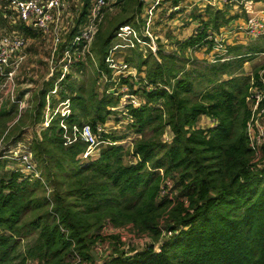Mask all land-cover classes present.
I'll list each match as a JSON object with an SVG mask.
<instances>
[{"label":"trees","instance_id":"1","mask_svg":"<svg viewBox=\"0 0 264 264\" xmlns=\"http://www.w3.org/2000/svg\"><path fill=\"white\" fill-rule=\"evenodd\" d=\"M91 1L84 0L78 26L60 54L85 22ZM116 1L118 11L104 9L90 53L72 64L55 94L61 71L34 90L19 119L15 103L0 110V140L7 130L6 141H16L33 128L30 148L43 178L26 177L16 168L5 171L9 159L0 158V264H72L75 252L85 264H264V167L253 162L246 134L252 76L244 67L264 52V40L246 48L229 45L232 59L206 65L195 78L184 54H167L159 46L158 60L153 52L136 50L127 60L142 79L123 77L120 83L144 103L129 107L133 122L124 133L101 136L110 144L96 157L83 158L87 143L82 140L65 146L60 114L43 126L48 95L52 106L70 99V127L89 124L96 131L114 113L119 97L107 90L99 94L97 85L102 74L112 76L106 57L119 27L137 26L142 9L141 0ZM205 11L208 19L201 17L182 50L206 46L209 29L233 19L211 6ZM19 29L37 35L22 23ZM202 116L215 124L198 126ZM131 134L137 135L131 147L118 143ZM163 187L169 193L162 195ZM107 223L130 225L149 241L126 249L112 237L117 242L112 254L97 261L92 251L105 241Z\"/></svg>","mask_w":264,"mask_h":264},{"label":"built area","instance_id":"2","mask_svg":"<svg viewBox=\"0 0 264 264\" xmlns=\"http://www.w3.org/2000/svg\"><path fill=\"white\" fill-rule=\"evenodd\" d=\"M213 6L219 2H231L241 8L244 13V19L228 25L223 30L218 32H209L207 39L211 46L208 58L213 61H227L233 56L229 55L228 45L226 44V36L228 34H236L245 36L251 40H257L264 37V8L256 6V0H207ZM108 4V0H92L84 23L78 27V31L73 35L69 45L65 47L60 55L61 75L57 80L56 87L51 91L55 94L58 90V83L71 70L72 64L79 58L90 53V46L99 29L100 22L103 18V12ZM68 5L66 0H0V110L4 106L15 103L18 106V115L16 119L22 115V112L29 105L27 96L31 90L23 93V96L18 94V73L25 63L27 53V36L16 29L19 23L25 27L32 28L36 32H40L45 39L52 41L54 51L62 43L64 15ZM2 21L5 24H2ZM138 21V19H137ZM26 36V37H25ZM126 39V42H121L118 39ZM146 43L145 39L137 32L135 25H121L113 39L106 61L112 69V76L109 78L106 74H102L100 81L106 80L111 83L107 91L115 94L113 89L119 87L123 92L124 97L119 101L116 107L112 110H117L127 120V124L133 122L132 116L129 114V107H140L144 100L134 93L128 84L120 83L121 78H130L131 81L138 83L142 79L136 67L131 66L126 61H120L115 58V54L122 52L125 47L135 49L139 44L141 47ZM154 43V42H153ZM155 51L154 46L150 45ZM211 47V48H210ZM142 50V49H141ZM158 50V49H157ZM264 55V52L261 53ZM54 71V68H52ZM137 73L139 74L137 76ZM54 75V73H52ZM251 87L249 89L248 103L251 109V118L247 125L246 134L248 137L249 147L251 148L254 157L253 162L257 167H261L264 163V66L259 72V81L257 82L254 74H251ZM49 79V78H48ZM133 79V80H132ZM138 85H135V89ZM148 89L153 86L148 85ZM71 113L70 99L67 98L60 101L56 106H52L51 96H47V104L45 109V120L43 126L48 127L53 118L60 114L61 127L64 129L65 146L71 145L77 140H82L87 143V148L82 154L83 158L96 157L99 154V145L109 143V139L102 140L101 136L108 133L109 120L105 124H99L97 130L94 131L89 124L79 126L77 124L70 127L66 118ZM25 135V134H24ZM31 141V140H30ZM30 141L25 143L24 138L16 141H5V136L0 141V158H7L17 163V170L21 171L26 177L42 179L41 172L38 169L34 154L30 148ZM5 142V143H4ZM4 143V144H3ZM114 143V142H112ZM116 143V142H115ZM259 162V164H258ZM170 184L169 181H167ZM162 195L169 193L166 187L162 189ZM115 227L111 223H107L103 229V235L110 236ZM166 236H171L172 232L164 233ZM125 243V242H124ZM104 245L103 241L97 242V252ZM124 245L126 249L129 247ZM159 247V246H157ZM101 253V251H99ZM98 252V254H99ZM110 252V251H109ZM100 256V254H99ZM108 256H110L108 254ZM107 256V257H108ZM72 264H85L86 261L75 252L72 256ZM31 264H36L32 262Z\"/></svg>","mask_w":264,"mask_h":264},{"label":"rangeland","instance_id":"3","mask_svg":"<svg viewBox=\"0 0 264 264\" xmlns=\"http://www.w3.org/2000/svg\"><path fill=\"white\" fill-rule=\"evenodd\" d=\"M173 1L174 0H161L160 4L156 5L158 9L156 11H153L151 14H148L147 12L149 2H147L146 5H142L141 12L136 16L137 26H135V28L137 32L140 34V36H142V38L145 39L146 43L142 42L141 47L139 46V44H137L135 49L125 47L122 52L115 54V58L117 60L126 61L133 67L134 65L136 66L135 63L129 62L127 60V58L134 59V52L136 50L137 52H142V54L144 55H149L150 52H153L154 55L158 58V60H160V58L157 55V52H158L157 49H159V46H161V48L167 54H178V55L184 54L186 57L190 58L188 60L189 62H188L187 70L193 71L192 73L194 74H192V78H195L198 74L203 73V68L206 65L216 64L217 62H219V61L213 62L208 58L207 54L209 53V50L207 48L208 46H211V43H205L206 46L204 47L202 46L201 48H199V50L192 49V48L183 49V50L181 49L182 41L188 38L189 36H191L192 34L196 33L197 28L199 27L198 25L200 21V16L205 15L208 19L205 9L209 6V4L205 2V0H188L186 3L187 6L183 8L180 14L177 13L173 16V18H170L171 15L173 14V10H170L171 8H169V6L173 4ZM66 3L68 5V8L64 15L65 21L63 22L64 30H63V35H62V43L58 46V49L56 51H54V46L52 45V41L49 39H45L44 36L40 32H37V35H34V36H30V37L25 36L27 38L26 39L27 40V46H26L27 57H26L24 65L22 66V68L20 69L18 73L17 82L19 85L17 86V91H18V94L19 93L21 94V92L25 93L31 90L30 95L27 96L28 101L31 99L33 95L32 93L34 92V90H38L39 88H41L43 82L53 76L52 73L58 74L61 71L60 67L62 64L59 63L61 59L60 58V55H61L60 47L69 41L68 38H69L70 33L76 28V26H78L77 24H78V21L80 20L81 13L83 11L84 0H66ZM116 3H117L116 0H108V4L106 8H108L109 13L116 14V12L118 11L117 6H115ZM237 6L238 5L231 4L228 2L226 3L223 2V3L217 4L216 6H211V7L215 11L217 9H222L221 11L225 12L229 17H231L232 15L226 12V10L228 9H231V11H234L235 13L234 15L236 17L238 18L243 17L244 13L241 12V8ZM217 7H221V8H217ZM158 19L160 20V22L158 21L156 23ZM104 21L105 20H103V22ZM191 24L193 25L196 24L197 26L195 27V29H193V31H191L190 29ZM230 24L222 25L219 27L218 30H214L213 28L209 29V32H218L220 29L223 30ZM20 25L21 23L17 25L16 29L20 30L19 29ZM226 39H227L226 44L228 46L235 45L239 42H243V44L247 43L246 45H248L250 43L258 42L259 40L260 41L264 40V38L262 39L259 38L257 40H251L247 37H244V36L242 37V35H236L233 33L228 34L226 36ZM118 40L121 42H126V39H123V38H120ZM154 44L156 46L155 51L150 46V45L154 46ZM246 45H244L245 48H246ZM229 55H232V54L229 53ZM263 66H264V55L261 53L253 56L244 65L246 74H250V75L254 74L256 70H261ZM52 68H54V71H52ZM89 69L90 67H88V71ZM138 75L139 74L137 73V76ZM58 77L60 78V76ZM133 82L135 81L133 80ZM110 84L111 83L106 82V80L100 81L97 85V91L99 92V94L103 93L104 90H107L110 87ZM135 85L137 84L135 83ZM166 88L169 89L168 87ZM113 90L117 91L115 92V94L114 93L113 94L115 96H118L119 101H120V98L122 99L124 97L123 92L119 90V87H115V89ZM112 111L114 113H112L109 117V128H107L108 133H112V132L124 133L126 126H127L126 118L122 116V114L119 113L117 110H112ZM210 123H212L211 120L207 118H204V119L201 118L198 126L205 128V127H209ZM214 124L215 122L213 120V125ZM38 127L40 128L41 126L39 125ZM7 132L8 130L5 131L4 136L7 134ZM33 134H34L33 128L32 127L28 128L27 132L25 133L23 137L24 142L25 143L29 142L33 138ZM136 137L137 135L131 134L129 137H127L126 139L122 141H119L118 143L125 145V147H131L132 142ZM103 144H107V143L100 144L99 149ZM17 166L18 165L17 163H15V161L9 159L8 166H7V169H5V171H9L11 168H14ZM261 167H264V163L261 164ZM9 176L10 175L8 174L5 177L9 179ZM105 237L106 239L105 241H103L104 245H102L101 250H99L101 251V253L98 251L100 254L99 257H103V258H107L108 254L109 255L112 254V251L114 249L113 246L115 243H117L116 239L118 237L121 239L122 242L126 243L129 249L131 248L140 249L145 242L149 241V238L147 236L138 235L136 231L133 228H131L130 225H127L126 227L114 228L113 233L110 236L105 235ZM112 237H115L116 239H113Z\"/></svg>","mask_w":264,"mask_h":264},{"label":"crops","instance_id":"4","mask_svg":"<svg viewBox=\"0 0 264 264\" xmlns=\"http://www.w3.org/2000/svg\"><path fill=\"white\" fill-rule=\"evenodd\" d=\"M145 1V2H144ZM184 1H185V3H184ZM187 1L188 0H174L173 1V4L172 5H170L169 6V8H171L170 10H173V14L171 15V17L170 18H173V16L175 15V14H177V13H179L180 14V12L183 10V8L185 7V6H187L186 5V3H187ZM147 2H149V4H148V14H151L153 11H156L157 9H158V7L156 6L157 4H160V2H161V0H142V5H146V3ZM205 2H207L208 4H209V6L211 5V6H213L212 4H210L207 0H205ZM220 3H222V2H219L218 4H220ZM228 3H231V2H228ZM231 4H234V3H231ZM215 6V5H214ZM256 6L258 7V8H264V3L263 2H261V1H257V4H256ZM238 7V6H237ZM173 8V9H172ZM217 8H221V7H217ZM206 10V9H205ZM218 10V9H217ZM220 10H222V9H220ZM226 12L227 13H230L232 16H234L233 17V19L231 20V24H233V23H237L238 21H241L242 19H243V17H236L234 14V11H231V9H228V10H226ZM207 15V14H206ZM163 16V15H162ZM228 16V15H227ZM231 16V17H232ZM150 17V16H149ZM149 17H148V19H149ZM201 17L204 19V20H207V17L204 15H201L200 16V21H199V25L202 23V20H201ZM0 18H1V11H0ZM191 19V18H190ZM160 22V20L158 19L157 21H156V23L157 22ZM230 23H228V24H230ZM2 24H5V22L4 21H2ZM155 24V23H154ZM153 24V25H154ZM156 25V24H155ZM192 26H194V27H192ZM195 27H197L196 26V24L195 25H193V24H191V31H193V29H195ZM192 34V33H191ZM190 37V36H189ZM243 37V36H242ZM245 37V36H244ZM184 41V40H183ZM239 44H242V45H246L247 43H245V44H243V42H239V43H237V44H235V45H239ZM249 45V44H248ZM233 46V45H232ZM247 46V45H246ZM202 119H204V118H207V119H209V120H211L212 121V123H210V126H212L213 125V119H211V118H209V117H207V116H202L201 117ZM201 120V119H200Z\"/></svg>","mask_w":264,"mask_h":264},{"label":"water","instance_id":"5","mask_svg":"<svg viewBox=\"0 0 264 264\" xmlns=\"http://www.w3.org/2000/svg\"><path fill=\"white\" fill-rule=\"evenodd\" d=\"M92 252H93V255H94V257L96 258V260H97V261H100V257H99V255H98V252L95 251V250H93Z\"/></svg>","mask_w":264,"mask_h":264}]
</instances>
